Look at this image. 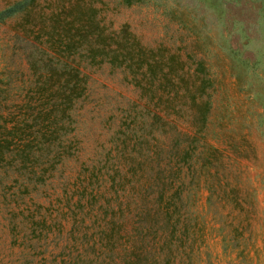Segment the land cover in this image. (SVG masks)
Here are the masks:
<instances>
[{"label":"rangeland","instance_id":"1","mask_svg":"<svg viewBox=\"0 0 264 264\" xmlns=\"http://www.w3.org/2000/svg\"><path fill=\"white\" fill-rule=\"evenodd\" d=\"M11 1L0 0V8ZM75 1L37 0V9L47 16ZM84 1L97 9V20L108 30L126 27L144 46L176 53L190 79L202 61L204 75L212 80L208 143L218 148L227 166L210 172L215 184L237 187L241 208L226 203L218 209L231 221L220 231L219 219L207 210V185L196 177L191 185L196 201L190 205L198 241L187 244L185 254L169 264H264V0ZM20 20L17 15L0 24V97L6 118L26 108L29 94H34L31 105L40 103L36 91L31 92L40 74H33L23 42L16 41ZM89 68L83 69L90 76L88 88L75 106L62 161L55 164L51 154L50 161L26 163L20 173L8 168L0 174V264H114L142 242L145 256H161L155 254H161L162 239L148 232L150 222L140 214L155 208L141 198L144 177L134 173L147 155L143 149L139 159H132L137 154L128 132L134 127L126 119L136 114L132 103L142 108L144 100L120 69L107 64ZM10 212L23 222L20 231L10 228ZM32 219L46 225L33 231ZM114 222H121L118 234L112 231ZM222 235L258 250L247 257L225 252Z\"/></svg>","mask_w":264,"mask_h":264},{"label":"trees","instance_id":"2","mask_svg":"<svg viewBox=\"0 0 264 264\" xmlns=\"http://www.w3.org/2000/svg\"><path fill=\"white\" fill-rule=\"evenodd\" d=\"M85 3L77 0L62 5L47 16L37 9V0H13L0 8V24L21 15L16 41L23 42L22 49L33 74H40L36 79L39 85L35 83L36 90L31 89L39 95V106L31 105L34 94H29L26 108L6 118L1 112L4 98L0 97V174L7 173L8 168L20 173L26 163L29 167L42 158L50 161L51 154L55 156V164L60 163L66 153L64 138L75 123V106L88 88L90 76L83 69H98L103 64L120 69L126 81L139 90L140 100H144L142 108L132 103L134 110L137 108L136 114H127L126 119L134 127L128 132L137 154L132 159H139L143 149L147 155L134 168V173L138 171L144 177L139 193L155 208L153 212L142 210L140 214L144 221L150 222L148 232L152 231L153 237L158 235L162 242L158 250L161 254H155L161 255L160 258H150L147 253L145 256L142 242L121 253L114 264H145L146 260H151V264H169L176 255L185 252L187 244L192 246L198 241L193 239L192 229L196 230L197 223L190 205L196 201L191 192L196 177L207 185V210L219 219L220 231L231 221L219 214L218 209L226 203L241 208L237 187L220 181L215 184L210 172L214 167L217 170L227 166L218 148L208 143L212 80L204 75L202 61L197 62L190 74L194 78L190 79L176 53L167 55L165 47L144 46L126 27L108 30L97 20V9ZM43 37L45 42L41 40ZM214 195H219L218 200ZM17 214L10 212L9 224L12 230L20 231L19 225L24 224L16 220ZM43 225L44 220L32 219L33 231ZM112 226V231L118 234L121 222ZM231 226L238 230V226ZM221 242L223 251H234L238 256L247 257L252 249L258 250L253 244L249 248L245 241L227 235H222Z\"/></svg>","mask_w":264,"mask_h":264}]
</instances>
